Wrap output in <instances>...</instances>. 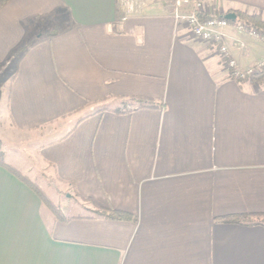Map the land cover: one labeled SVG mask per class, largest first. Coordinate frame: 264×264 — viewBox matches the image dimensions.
<instances>
[{"label": "crops", "instance_id": "1", "mask_svg": "<svg viewBox=\"0 0 264 264\" xmlns=\"http://www.w3.org/2000/svg\"><path fill=\"white\" fill-rule=\"evenodd\" d=\"M196 1L264 18V0L0 7V66L48 33L45 23L65 29L16 60L5 133L13 144L47 139L40 165L93 211L56 219L0 166V264H264L263 224L218 220L264 214V82L231 78L216 46L176 25L173 12ZM231 26L224 44L247 67L264 55V41ZM138 98L159 106L114 112ZM96 207L135 220L96 216Z\"/></svg>", "mask_w": 264, "mask_h": 264}, {"label": "rangeland", "instance_id": "2", "mask_svg": "<svg viewBox=\"0 0 264 264\" xmlns=\"http://www.w3.org/2000/svg\"><path fill=\"white\" fill-rule=\"evenodd\" d=\"M49 25L50 23H45L41 32H49ZM56 25L61 26L60 23H57ZM57 26H54L51 30L57 28ZM258 40L264 41V37L260 35ZM10 59L11 63L8 67L0 66V154H2V158L6 162L15 166V168H17L22 174L26 175L32 181H35L38 185H40L50 201H52L54 206L58 208L61 215L69 216L73 214H92L93 211L84 207L82 199L77 197L74 193L69 192V190H65L63 185L54 179L53 176L46 172V170L42 168V165H40V160L37 156V152L39 151L38 148L41 144L45 143L47 139L43 138L33 142L19 140L16 144H13V139L9 136L7 137L5 133L7 128V91L10 77L16 67V58L10 56ZM246 78L251 77H245V79ZM60 133L61 131H58L54 136H50L49 140L50 138H56V136ZM37 135L38 134H36V136ZM45 210L50 212L46 208Z\"/></svg>", "mask_w": 264, "mask_h": 264}, {"label": "trees", "instance_id": "3", "mask_svg": "<svg viewBox=\"0 0 264 264\" xmlns=\"http://www.w3.org/2000/svg\"><path fill=\"white\" fill-rule=\"evenodd\" d=\"M8 0H0V7L4 5ZM236 18L234 20H230L229 22L231 24L241 21L244 24H246L248 27L256 29L262 37H264V18H262L259 14L257 13H243V12H237L234 11ZM45 15H38L37 17H44ZM65 31V29H53L49 31L48 33L41 34L39 36H36L34 41L30 43H26L22 46L17 47L12 53H10V56L15 57L16 60H19V58L27 51V49L30 48L31 45H33L35 42L44 39V38H49L52 36H55L57 34L62 33ZM237 79V80H242ZM252 81L262 84L264 82V70H260L257 73H255L251 78ZM137 102V106L131 107V108H117L114 109V112L116 113H122V112H130L132 110L138 109V108H145V107H153L156 108L159 105L149 99H144V98H138L134 99ZM0 166H3L6 168L9 172H11L14 176H16L18 179H20L22 182H24L26 185H28L39 197L42 205L44 208L48 209L51 214L56 217V219H63V220H68L69 218L64 217L61 215L58 211V208L54 206L52 201L47 197L43 189L38 185L35 181H32L29 177L26 175L22 174L15 166L12 164L6 162L2 158V154H0ZM94 214L96 216H100L103 218H113V219H121V220H130L133 218L131 214L119 210H115L113 208H106V207H96ZM219 221L226 222V223H238V224H244V225H256V224H263L264 225V214L263 213H239V214H233V215H227L222 218L218 219Z\"/></svg>", "mask_w": 264, "mask_h": 264}, {"label": "built area", "instance_id": "4", "mask_svg": "<svg viewBox=\"0 0 264 264\" xmlns=\"http://www.w3.org/2000/svg\"><path fill=\"white\" fill-rule=\"evenodd\" d=\"M122 4L126 7L132 6L133 0H122ZM225 14L226 12L209 10L200 1H196L190 11L176 9L173 12V18L176 25L184 27L192 37L218 48V53L223 56L231 78L237 80L252 77L258 71L264 70V55L247 67L237 65L236 61L230 56L228 47L224 44L226 35L223 29H227L231 25ZM231 27L237 33L245 34L255 39L260 36L256 29L248 27L241 21L233 23Z\"/></svg>", "mask_w": 264, "mask_h": 264}, {"label": "water", "instance_id": "5", "mask_svg": "<svg viewBox=\"0 0 264 264\" xmlns=\"http://www.w3.org/2000/svg\"><path fill=\"white\" fill-rule=\"evenodd\" d=\"M225 17H226V19L232 21V20H234L236 18V15H235V13L230 12V13H226Z\"/></svg>", "mask_w": 264, "mask_h": 264}]
</instances>
